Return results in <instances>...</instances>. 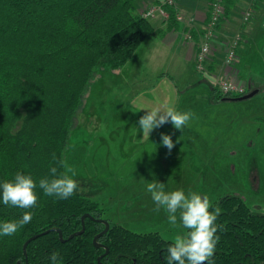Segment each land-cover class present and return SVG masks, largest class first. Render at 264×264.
<instances>
[{
  "label": "trees",
  "instance_id": "obj_1",
  "mask_svg": "<svg viewBox=\"0 0 264 264\" xmlns=\"http://www.w3.org/2000/svg\"><path fill=\"white\" fill-rule=\"evenodd\" d=\"M235 2L225 0L217 29ZM136 7V0H0V184L17 172L31 175L38 196L32 209L6 206L0 196V224L33 214L14 235H0V264H51L53 253L60 264H167L174 241L159 232L136 236L116 222L97 247L94 237L105 228L97 219L108 220L101 204L78 191L68 199L45 196L38 187L52 167L64 171L71 128L95 70L123 67L154 31ZM165 11L172 25L175 9L165 5ZM211 96L217 103L238 97L215 87ZM216 207L214 264H264V212L237 192L224 194L209 210ZM86 213L94 218L86 217L84 231L69 238L82 230ZM56 227L65 240L51 230L24 254L29 237Z\"/></svg>",
  "mask_w": 264,
  "mask_h": 264
},
{
  "label": "crops",
  "instance_id": "obj_2",
  "mask_svg": "<svg viewBox=\"0 0 264 264\" xmlns=\"http://www.w3.org/2000/svg\"><path fill=\"white\" fill-rule=\"evenodd\" d=\"M144 1L136 0V11L139 14L145 11L143 10L144 6L141 7ZM161 3L162 0H151V5H160ZM211 3L212 0H179L178 6L175 8L176 20L171 22L172 25L169 24L167 16H158L156 20L151 19L154 24V31L147 36L134 56L123 67L119 68L120 71H123L120 79H118L121 83L120 87L126 86L132 89L133 87H141L142 92L147 94L149 86L154 85L153 89H155L159 83L166 81L174 86L177 85V80L180 82H186L188 79L196 81L194 84L187 83V87L184 85L182 89L178 88V91L183 96L193 93L194 89L199 88L201 92L198 95H187L189 97L182 102H179L180 99L178 98L172 104V108L179 112L191 111L194 113V117L190 120L192 124L193 120L198 118L199 112L202 115L207 114V111L213 106L232 105L246 101L229 100L217 104L213 101L209 91L211 84L197 71V50L195 48L198 49L200 41L206 33L211 15ZM248 9L252 11V16L249 20H245L242 13L243 10ZM186 32L192 33L193 39L185 38ZM263 35L264 0H236L229 15L210 40L212 52L218 51L217 55H221L220 52H223L222 46H225V42L241 39L236 47L238 59L236 66L239 73L241 70L238 64L242 61L241 57L257 48V41ZM242 46L244 47L241 49ZM222 62L223 58L214 56L212 70L218 67L222 69L228 67ZM187 68L191 69L192 72L187 73ZM185 76L189 78L185 79ZM246 81L248 82V80ZM203 83H206L207 86ZM178 91L176 88L177 94ZM145 102L151 103L143 97L140 98L139 104L143 105L139 107L141 116L147 111L144 106ZM152 103L153 107H165L158 97H154ZM131 104L130 101L125 107L130 109ZM121 109L124 110V107ZM131 112V109L126 111L133 117ZM209 120L211 123L215 121L213 117H210ZM196 124L189 126L188 123L181 131L176 130L171 123H166L160 128L154 129L149 138H143L142 130L137 129L136 143H143L136 145L133 154L124 159L119 157L118 155L122 153L124 147L122 143L118 145L114 155L107 154L109 161L106 165L108 168H115V171L114 175L110 176L112 182L109 184L108 192L105 193L103 189H98L97 198L107 208L108 215L115 222L141 234L158 230L165 239L174 240V237L178 235L175 230L179 226L173 227L168 223V214L165 209L161 208L158 212L154 211L156 205L146 188L147 183L156 180L165 184L166 191L183 190L185 194L189 192L200 194L202 188L208 189V179L203 182L201 178L202 165L211 166L213 154L212 150H207V147H213V141L216 139L213 140L212 138V130L198 127ZM136 125L139 126V124ZM162 133L172 137L175 146L170 152L162 145ZM202 147H204V151ZM108 150H110L109 147ZM214 151H216V147ZM196 158L202 164H196ZM122 160L124 161L120 162ZM190 167H194V171L192 170L189 177L187 173ZM187 178H190V181L184 182ZM124 181H131L132 184L123 186ZM181 184L188 189L181 188ZM177 217V224L179 225L178 213Z\"/></svg>",
  "mask_w": 264,
  "mask_h": 264
},
{
  "label": "rangeland",
  "instance_id": "obj_3",
  "mask_svg": "<svg viewBox=\"0 0 264 264\" xmlns=\"http://www.w3.org/2000/svg\"><path fill=\"white\" fill-rule=\"evenodd\" d=\"M143 6L145 11L137 14L144 16L145 12L154 4L151 5V0H145L141 4V7ZM156 17L152 19H158L157 15ZM149 20L151 21L150 18ZM151 23L154 27L153 22ZM205 37L204 34L202 39ZM185 38H187L186 35ZM238 41L240 42L241 39H238ZM233 42H225V46H222L223 52H220L221 55H217L218 51H214L215 53L212 52V55L208 56L207 69L205 67L200 68V62L196 58L197 71L212 85L208 84L210 94L214 91V87L218 88L220 93H223L224 86L231 82L236 84L238 88L243 86L245 88L244 93L255 89L259 91L243 103L213 106L207 111V114L203 115L199 112L198 118L193 120V124L192 121L189 122V126L197 123L196 126L198 127L212 130V138L213 140L216 139L213 141V147H207L208 151L212 150L211 159L213 161L211 166L202 165L201 178L203 182L208 179L209 186L208 189L202 188L200 194L202 196L206 194L212 205L224 194L237 192L244 196L250 207L264 212V35L257 41V48L241 57L242 61L238 64L241 70L239 73L236 66L237 57L235 61L233 60L234 62H227V54ZM195 49L198 53V49ZM242 54L244 53L242 52ZM214 56L223 58L222 64L228 67H224V69L218 67L212 70ZM186 72L192 71L187 68ZM122 73L123 71H120L119 68L100 67L95 70L89 89L84 94L82 104L75 116L68 140L66 163L76 170L77 175L74 179L77 180L80 186L77 191L94 198L100 204L101 202L97 198L98 189H103L105 193L108 192L109 184L112 182L110 176H113L115 171V168H108L106 165L109 161L107 154L114 155L118 145L122 143L124 144L122 155L118 156L124 159L134 153L137 144L143 143H136V131L140 129V126L136 124H139L138 121L141 117L139 107L143 106L139 104L140 98L143 97L151 102L144 103L147 109L153 107L154 97L160 98L163 105H165V107H160L172 108V104L178 98L180 99L179 102H182L189 97L187 95H198L201 92L197 88L194 89L193 93L183 96L182 93L179 94L178 88L182 89L184 85L187 87V83H196V81L188 79L186 82L177 80L175 86L168 81L159 83L155 89H153L154 85H151L148 87V93L145 94L142 92L141 87H133V89L126 86L120 87L121 83L118 79H120ZM184 78L189 77L185 76ZM203 84L207 86L206 83ZM232 89L235 88L232 87ZM228 93L230 92L223 94ZM237 95L240 96V94ZM130 101L133 117L126 113L130 109L126 108L125 105ZM217 104H220V102ZM121 107H124V110ZM210 117L215 119L213 123L210 122ZM21 123L22 120L18 121L13 130L19 129ZM108 147L110 150H108ZM215 147L216 151H214ZM203 149L204 147H202ZM195 162L196 164H202L197 158ZM192 170L194 171V167H190L187 173L189 177ZM188 181H190V178L184 180V182ZM131 184V181L123 182V186ZM180 187L188 189L183 184ZM101 206L106 210L105 217L108 218V221L110 220V226L116 223L108 215L107 208L102 204ZM187 231L181 225L175 230V233L183 234ZM153 232L160 233L158 230L142 234L133 231L136 236L151 235ZM162 237L165 239L163 235ZM168 240L171 239H165V241Z\"/></svg>",
  "mask_w": 264,
  "mask_h": 264
},
{
  "label": "clouds",
  "instance_id": "obj_4",
  "mask_svg": "<svg viewBox=\"0 0 264 264\" xmlns=\"http://www.w3.org/2000/svg\"><path fill=\"white\" fill-rule=\"evenodd\" d=\"M146 113L140 117L138 123L142 130L143 138H149L150 133L157 128L171 123L176 130H183L194 113L179 112L171 107L160 106L146 109ZM161 142L169 152L173 149L174 142L171 135L161 134ZM64 171L58 173L56 167L50 169V177L41 178L38 182L39 189L45 196H54L59 199H68L79 189V184L74 177L77 175L74 167L61 161ZM165 184L153 180L147 183V192L151 194L156 207L154 211L165 209L168 214V223L173 227L181 226L188 231L174 237V242L167 248V264H214L213 256L219 236L216 235L218 226L217 218L220 208L210 211L209 197L183 190L166 191ZM37 183L31 175L16 173L13 180H6L0 184V196L3 204L21 209H32L38 204V196L35 189ZM177 213L180 225L177 224ZM32 213L25 211L22 218L3 222L0 224V235L12 236L22 226L32 220ZM51 264H60L56 253L50 257Z\"/></svg>",
  "mask_w": 264,
  "mask_h": 264
},
{
  "label": "built area",
  "instance_id": "obj_5",
  "mask_svg": "<svg viewBox=\"0 0 264 264\" xmlns=\"http://www.w3.org/2000/svg\"><path fill=\"white\" fill-rule=\"evenodd\" d=\"M179 0H162V3L160 5H154L151 8H149L144 16L146 18H155L157 16H167L168 13L165 11V5H170L173 8H176L178 6ZM226 7H225V0H212L211 8H210V20L207 25L206 29V37L200 41L199 47H198V53H197V61L200 62V68L205 67L206 63L209 61L208 56L212 55V45L210 42V39L213 37L214 33L217 30V24L221 21L222 17L225 15ZM245 20H249L252 16L251 10H246L242 13ZM182 18V16H180ZM186 37L188 39H193L192 33L186 32ZM238 45V41H234L232 46L229 48V52L227 54V62L235 61L237 57L236 47ZM233 61V62H234ZM207 69V68H206ZM234 87L235 89H232ZM223 93L230 92L228 94H243L245 91V88L243 86L239 87L234 83H228L224 86L222 89Z\"/></svg>",
  "mask_w": 264,
  "mask_h": 264
},
{
  "label": "water",
  "instance_id": "obj_6",
  "mask_svg": "<svg viewBox=\"0 0 264 264\" xmlns=\"http://www.w3.org/2000/svg\"><path fill=\"white\" fill-rule=\"evenodd\" d=\"M258 91H259L258 89L252 90V91H250V92H248V93H246V94H243V95H240V96H238V97L233 98V100H246V99H250V98H252L254 95H256V94L258 93ZM86 217L94 218V217H93L92 215H90L89 213L84 214L83 217H82V223H83V228H82V230L77 231L76 233L72 234L69 238H72V237H73L74 235H76V234H81V233L84 231V229H85V218H86ZM97 220L100 221V222H103V223L105 224V228H104V230H102L99 234H97V235L94 237V244H95V246H97V247H102L103 244L99 243V238H100L102 235H104L105 233L108 232V230L110 229V222H109L108 220H106V219H97ZM51 230H57V231L59 232V234H60V238H61L62 240H65V239L63 238V232H62V230H61L60 228H57V227H56V228H51V229H49V230H46V231L41 232V233L34 234L33 236L29 237V238L25 241V243H24V245H23L24 254L27 256V247H28V244H29L32 240L36 239L37 237L41 236L42 234L48 233V232L51 231ZM107 251H108V250H107ZM103 255H104V254H103ZM103 255H102V256H103ZM102 256H101V257H102ZM101 257H99V259H101ZM27 264H29V263H28V259H27Z\"/></svg>",
  "mask_w": 264,
  "mask_h": 264
},
{
  "label": "flooded vegetation",
  "instance_id": "obj_7",
  "mask_svg": "<svg viewBox=\"0 0 264 264\" xmlns=\"http://www.w3.org/2000/svg\"><path fill=\"white\" fill-rule=\"evenodd\" d=\"M104 230V229H103ZM109 231V230H108Z\"/></svg>",
  "mask_w": 264,
  "mask_h": 264
}]
</instances>
